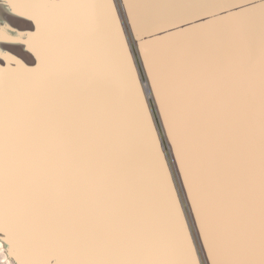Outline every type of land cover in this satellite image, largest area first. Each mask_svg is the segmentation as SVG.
I'll use <instances>...</instances> for the list:
<instances>
[{"label": "snow or ice", "instance_id": "1", "mask_svg": "<svg viewBox=\"0 0 264 264\" xmlns=\"http://www.w3.org/2000/svg\"><path fill=\"white\" fill-rule=\"evenodd\" d=\"M0 239L264 264V0H0Z\"/></svg>", "mask_w": 264, "mask_h": 264}, {"label": "bare ground", "instance_id": "2", "mask_svg": "<svg viewBox=\"0 0 264 264\" xmlns=\"http://www.w3.org/2000/svg\"><path fill=\"white\" fill-rule=\"evenodd\" d=\"M13 246L17 248V253L20 256V259L13 258L9 254L8 245L2 239H0V251L2 253L1 255L2 259L0 260H3L7 264H26L23 251L15 244V241H14Z\"/></svg>", "mask_w": 264, "mask_h": 264}, {"label": "rangeland", "instance_id": "3", "mask_svg": "<svg viewBox=\"0 0 264 264\" xmlns=\"http://www.w3.org/2000/svg\"><path fill=\"white\" fill-rule=\"evenodd\" d=\"M15 241V240H14ZM1 255H2V253H1V251H0V259H2L1 258ZM0 264H7L6 262H4L3 260H0Z\"/></svg>", "mask_w": 264, "mask_h": 264}]
</instances>
